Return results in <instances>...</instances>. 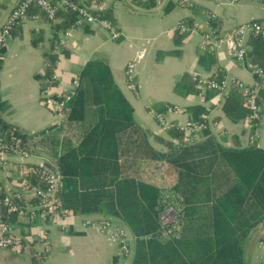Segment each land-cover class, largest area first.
<instances>
[{
    "label": "crops",
    "instance_id": "obj_1",
    "mask_svg": "<svg viewBox=\"0 0 264 264\" xmlns=\"http://www.w3.org/2000/svg\"><path fill=\"white\" fill-rule=\"evenodd\" d=\"M189 1L191 6L181 4L180 0L98 3L95 13L113 21L121 33L118 38H111L98 25L70 27L71 13L60 12L57 24L48 22L42 13L23 21L12 30L0 55V120L18 127L28 140L57 127L59 119L41 101V77L49 69V58L54 56L53 38L68 31L61 64L56 69L57 79L49 87L51 94L68 91L72 78L86 62L99 60L109 67L115 84L133 109L134 123L145 130L154 149L166 151L162 140L171 139L170 130L162 129L156 121L155 115L161 113L170 123L202 122L205 125L202 139L210 136L221 146L245 148L255 144L264 150V92L257 91L262 118L253 125L248 114L233 121L222 110L224 97L237 89L231 87L221 96L212 90L200 91L194 81L226 77L256 88L257 79L250 68L256 64L264 67V39L249 37L245 59L237 61L224 48L214 51L203 48L197 32L180 33L176 29L179 21L192 23L206 11L224 33L251 18H264V0ZM17 2L0 0V26ZM129 63H133L130 79ZM24 151L28 157L0 153V192L10 193L16 187L17 175L9 167L17 174L23 166L43 163L55 166L53 156L41 146H35L34 153ZM34 205L30 201L26 212L8 216L2 214L0 205V224L8 223L13 233L22 238L19 250L0 247V264H130L132 252L119 257L118 246L96 224L83 225L86 220L103 215L70 212L41 216L34 213ZM114 221L124 228L133 246L129 228ZM244 261L264 264V220L249 234Z\"/></svg>",
    "mask_w": 264,
    "mask_h": 264
},
{
    "label": "trees",
    "instance_id": "obj_2",
    "mask_svg": "<svg viewBox=\"0 0 264 264\" xmlns=\"http://www.w3.org/2000/svg\"><path fill=\"white\" fill-rule=\"evenodd\" d=\"M222 110L233 121L249 112L239 91L224 97ZM1 130L7 143L15 135L30 153L38 145L53 156L63 176L59 210L100 214L129 228L134 238L130 264H245V243L264 220V150L259 146L228 148L210 136L183 143L181 134L170 130L171 139L162 140L166 151L154 149L134 123L133 109L109 67L99 60L79 71L56 128L29 140L2 120ZM30 167L27 181L44 185L37 166ZM162 168L169 174L154 177ZM164 190L182 198L175 230L160 223ZM4 195L0 192V199ZM1 207L4 216L15 214Z\"/></svg>",
    "mask_w": 264,
    "mask_h": 264
},
{
    "label": "built area",
    "instance_id": "obj_3",
    "mask_svg": "<svg viewBox=\"0 0 264 264\" xmlns=\"http://www.w3.org/2000/svg\"><path fill=\"white\" fill-rule=\"evenodd\" d=\"M104 0H18V2L11 9L4 23L0 26V55L2 49L9 41L12 30L25 20L35 19L39 13H42L46 20L52 24H57L59 21V13H71L70 27H81L83 25H98L105 29L111 38H118L120 32L117 30L115 24L110 19L95 13L98 3ZM127 2L147 1V0H126ZM160 2L161 0H153ZM236 1V0H231ZM181 4L191 6L189 0H180ZM202 18L192 23H187L181 20L177 23L176 29L178 32L195 31L201 37V46L208 50L214 51L221 48L228 50L230 55L237 60L243 61L247 54L249 45V37H258L264 39V18H251L245 22L239 23L229 29L227 32H220L214 21L213 15L209 12H203ZM68 31L59 34L53 38L52 53L54 60L48 64L50 70L49 74L43 72L41 87V101L47 109H49L59 120L66 103L70 100L74 93L75 87L78 84V75L71 80V87L64 93L51 94L49 87L56 81V69L61 64V53L64 49L65 38ZM133 63L127 65V77H132ZM251 73L257 79L256 88L250 86L240 80L233 78H197L195 79V86L200 91L212 90L218 95H223L227 89L235 88L239 91L242 104L247 108V118L253 125H257L262 118L261 109L257 103V91L264 92V67L260 65H252ZM156 121L160 127L166 131L175 130L181 134V141L183 143H192L203 138L205 125L202 122L191 124L186 123H170L166 120L165 115L158 113L155 115ZM4 131H0V153H15L22 157H28V153L21 147L18 138L12 135V143L5 141ZM37 166L35 171L39 172V179L44 185L27 181L28 173L33 169L30 166H23L17 174L13 167H9L14 175H17V183L15 189L10 193H5L0 199V205H3L8 213H24L26 212V204L30 201L34 202L35 214L41 216H56L59 214H71L68 210H59L58 199L59 192L62 186L63 176L58 171L56 166L53 170L42 165ZM43 167V168H42ZM35 199V200H33ZM28 201V202H27ZM163 207L160 210V223L162 225H170L173 230L179 224V210L181 208L182 198L179 193L174 191L164 190L161 192L159 199ZM33 207V206H32ZM32 210V211H33ZM94 223L105 237L118 246V256L130 254L133 246L129 236L124 228L120 226L111 218L102 216L98 219H88L83 225ZM165 233V232H164ZM166 239L170 238L164 234ZM173 236L177 237V234ZM132 240H134L132 236ZM43 245H47L46 240H42ZM0 247L19 250L22 247V238L20 235H15L11 226L8 223L0 224ZM107 264H113L109 262Z\"/></svg>",
    "mask_w": 264,
    "mask_h": 264
},
{
    "label": "rangeland",
    "instance_id": "obj_4",
    "mask_svg": "<svg viewBox=\"0 0 264 264\" xmlns=\"http://www.w3.org/2000/svg\"><path fill=\"white\" fill-rule=\"evenodd\" d=\"M38 166H40V165H38ZM42 166H43V165H42ZM42 168H43V167H42ZM160 171H161V172H160ZM168 171H170V170H168L167 168H162V169H160V170H157L156 173H155V175H154V177L158 178V177H160L161 174H163V177H164L165 175H168V174H169ZM149 174H150V171L144 173V175H145L146 177H148V178H149ZM260 246H261V244L259 245V247H260Z\"/></svg>",
    "mask_w": 264,
    "mask_h": 264
},
{
    "label": "water",
    "instance_id": "obj_5",
    "mask_svg": "<svg viewBox=\"0 0 264 264\" xmlns=\"http://www.w3.org/2000/svg\"><path fill=\"white\" fill-rule=\"evenodd\" d=\"M43 166H44V167H47V168L50 167L47 163H43ZM50 169L53 170V168H51V167H50Z\"/></svg>",
    "mask_w": 264,
    "mask_h": 264
}]
</instances>
